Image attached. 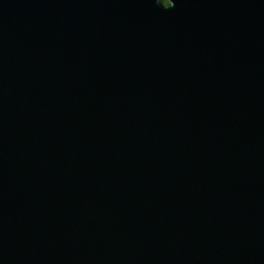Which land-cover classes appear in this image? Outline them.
I'll return each instance as SVG.
<instances>
[{
  "label": "water",
  "instance_id": "95a60500",
  "mask_svg": "<svg viewBox=\"0 0 264 264\" xmlns=\"http://www.w3.org/2000/svg\"><path fill=\"white\" fill-rule=\"evenodd\" d=\"M0 0V264H264V0Z\"/></svg>",
  "mask_w": 264,
  "mask_h": 264
},
{
  "label": "trees",
  "instance_id": "16d2710c",
  "mask_svg": "<svg viewBox=\"0 0 264 264\" xmlns=\"http://www.w3.org/2000/svg\"><path fill=\"white\" fill-rule=\"evenodd\" d=\"M162 3L167 5V4H169V1L168 0H162Z\"/></svg>",
  "mask_w": 264,
  "mask_h": 264
}]
</instances>
